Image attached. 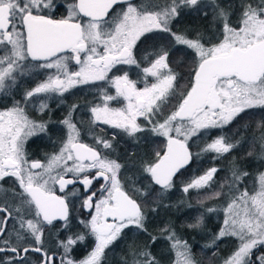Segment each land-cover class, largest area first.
<instances>
[{"label":"snow or ice","instance_id":"obj_1","mask_svg":"<svg viewBox=\"0 0 264 264\" xmlns=\"http://www.w3.org/2000/svg\"><path fill=\"white\" fill-rule=\"evenodd\" d=\"M60 8L66 15L57 17ZM208 8L221 38L190 36L176 27L182 10L207 16ZM235 11L238 23L233 26L230 18L235 13L216 0H167L163 5L154 0H0V97L12 100L0 110V182L14 179L11 189L0 183V193L5 194L0 202V264H57V251L59 264H104L106 252L133 229L147 234L148 242L129 244L121 264H160L151 251L158 237L148 233L149 214L171 207L163 203L167 193L188 168L202 163L203 156L211 154L216 161L240 145L225 129L233 124L247 129L242 122L256 109L261 114L256 127L264 128V0H240ZM141 45L145 51L138 59L135 53ZM189 57L185 86L177 69L188 66ZM133 67L137 79L130 78ZM41 73L44 78L20 100L12 98L23 78ZM78 86L96 89L98 99L85 105L94 145L80 141V129L73 122L80 106L72 104L59 122L68 133L59 150L45 153L44 160L30 159L26 144L48 135L51 120L34 121L25 108L33 104L42 113L50 112L49 100L63 103L64 94ZM114 102L122 106L112 107ZM166 111L162 121L156 119ZM98 123L116 130L111 138L95 135ZM214 131L219 135L211 136ZM117 136L137 145L165 138L163 146L141 162V187L128 188L129 178L122 182L125 166L105 155L115 150ZM202 137L204 147L193 152L190 142ZM259 143L264 159V132ZM219 171L212 166L180 181L181 191L208 192L218 183ZM229 172L219 191L197 199L199 208L181 202L196 213L187 227H202L205 216L216 211L205 208V202L227 196L223 224L205 247L236 238L223 264H264V251H259L264 248V172L252 193L239 190L248 173L235 158ZM84 211L87 216L81 217ZM50 227L56 228V251L44 245ZM161 232L167 233L178 264H198L191 246L174 229L165 226ZM89 241L90 251L73 259L75 248H88ZM30 253L37 258L30 260Z\"/></svg>","mask_w":264,"mask_h":264},{"label":"trees","instance_id":"obj_2","mask_svg":"<svg viewBox=\"0 0 264 264\" xmlns=\"http://www.w3.org/2000/svg\"><path fill=\"white\" fill-rule=\"evenodd\" d=\"M220 1V2H219ZM210 2V0H209ZM217 4L225 5L224 7H232L230 8V12H234L231 16V22L233 23V26H235L238 23V11H235L239 4L240 0H216ZM211 9V8H210ZM208 14L210 12L209 8L206 9ZM188 11L187 13L189 16H187V21L189 23L194 22L193 16L199 14L198 11H189L187 9L182 10V12ZM220 32V31H219ZM219 32L217 33V38H221L219 36ZM217 42V40H213V43ZM151 49H148L150 51ZM145 51V48L143 45L140 46V49L137 50L135 53L137 55V58L139 59L141 55H143ZM191 68V57H189V65L185 66L183 68L177 69V71H180L181 74L184 76V79L181 80V85H187L188 80L190 79V76L188 75ZM131 77H135L136 71L132 69L129 72ZM93 100H96L97 97L95 94L92 96ZM84 100V98L76 97V103H81ZM173 103H176V101H173ZM81 108V107H79ZM170 111V110H169ZM261 119L260 110H252L250 115L248 117H245V121L242 123H247L248 127L247 129L233 124L230 128L225 129L226 135L232 138V141L240 140V145L231 152V154H225L223 157L217 159L216 161L212 160V155L207 154L202 157V163L197 165L193 164L192 167L188 168L187 171L184 173L182 177L179 178L177 181V185L174 189L170 190L166 198L164 199L163 203L166 205H169V200L172 201V204L176 206V209L170 210L168 207H161L159 208L157 213H150L148 217V222L146 224L148 233L153 235L156 233L157 230L160 228H165V226H175L178 223H194V216L196 213L190 212L184 204H181L182 201L190 202L193 204V206L199 208L200 206L196 204V201L198 198H202L205 195H209L211 191H219L220 187L219 184L222 183L226 178L230 177L229 168L231 165L232 159L235 158V161L237 164H242L239 166V168L248 173V176L245 177L240 185L239 190L243 191L246 189L245 180L248 178H256L257 174L259 175L261 172L264 171V159L260 158V152L261 147L259 143V137L261 136L262 132H264V128H257L256 124ZM219 135V132L214 131L211 133V136ZM255 138V139H254ZM128 139V138H127ZM125 139L121 143H115L114 144V151L112 152H105L107 155H111L119 162L124 165L123 174H122V182L125 180V178H129L127 182L128 188H131L133 186L135 187H141V177L142 173L140 172V166H141V159L143 157V154L145 151L151 152V156L154 154V151L159 150L160 147L163 146V143L161 141L160 137L154 138L152 142L145 144L143 140L139 143V145L135 144L131 140ZM164 140V139H163ZM165 141V140H164ZM192 148L191 150L193 152L199 151L200 148L204 147V138L202 137L199 141L193 140L192 142ZM199 145V147H197ZM123 151L122 153L120 151ZM251 152L252 155L249 156L248 153ZM215 166L220 171L218 172L216 176L217 184L214 185L208 192L201 191L199 193L195 191H191L190 193L186 194L181 191V184L180 181L189 180L193 176H198L201 174V172L209 167ZM254 168V170H253ZM194 169H199L197 171H194ZM255 171V175H254ZM259 177V176H258ZM225 193H227L228 189L225 187L223 189ZM170 195L171 198L168 196ZM219 199L221 198H214L212 200H208L205 202L204 207H214L216 209L215 212L207 214L204 218V225H207L208 223H212L211 227V233L208 234V236L200 237L201 241H198L191 245L190 241L188 243L191 246L192 253L195 256H198L199 254L203 253L205 255H210L214 252L215 248H206L205 245L209 244L212 239L213 235L217 233L222 226L223 223V211L225 209V204L219 202ZM181 201V202H180ZM180 211V212H175ZM193 217V218H191ZM129 238L138 239L143 238V240H148V235L145 233H139L135 229L131 231H126V235L124 236V240L118 245L115 244L110 251L106 252V256L104 258V264H120V256H123L125 254H122V252L126 251V243L129 240ZM136 241V240H135ZM209 241V242H208ZM223 241L221 239L218 242V245ZM126 244V245H125ZM217 245V246H218ZM259 251H264V248L259 249ZM258 254V253H257ZM204 255V256H205ZM207 257H198L197 262L198 264L206 263Z\"/></svg>","mask_w":264,"mask_h":264},{"label":"flooded vegetation","instance_id":"obj_3","mask_svg":"<svg viewBox=\"0 0 264 264\" xmlns=\"http://www.w3.org/2000/svg\"><path fill=\"white\" fill-rule=\"evenodd\" d=\"M61 3H67L69 0H59ZM137 3L143 2V0H136ZM55 15L57 17L61 15H66L65 9L60 8ZM71 67V70L75 71L76 66L73 64ZM113 74H118V73H113ZM44 78V73H41L39 76H36L35 78H23L19 86L11 93L12 98L15 100H20L24 91L30 90L32 87L35 86V81L39 79ZM111 94H114V89L109 88L108 89ZM93 94L96 95V89L91 88L88 86H78L74 89H71L68 93H65L63 96V103H60L59 99H51L49 100V107L51 109L50 112H40L37 110L36 107L33 106V104H29L26 108L25 111L27 115L34 121L40 122V121H49L51 120V123L48 126V135H41L39 138L33 137L30 138L29 142L26 144V152L29 156L30 159H40L44 160V154L45 153H54L59 150V147L61 145V141L65 140L67 138V129L60 124L59 122L64 119V117L68 114L69 107L72 104H78L81 108H78L74 113H73V122L77 124V127L80 129V141L83 143H87L89 145H94V140L93 136L89 134L87 131L89 125L88 121L90 120V115L88 113L87 107H85L86 102L93 101ZM81 97L84 98V100L80 103H76V97ZM97 97V96H96ZM98 99V97H97ZM33 103H38V102H33ZM12 104L11 99L3 98L0 97V110H4L7 107H10ZM112 107H121L122 104L119 103H113L111 105ZM169 114L168 111H166L162 116H158L159 120L162 121L164 116ZM142 119V118H141ZM116 130L112 129L111 126L104 125L102 123H98L97 126L94 127V132L95 135H100L105 138H111L113 133ZM161 140H165V138L160 137ZM127 139V137H120L117 136L115 143H121ZM128 140V139H127ZM109 153V152H108ZM105 155H107L105 153ZM110 156V155H108ZM112 159H116L115 157H110ZM119 162V160H117ZM120 163V162H119ZM3 184V187L6 189H11L14 184V179L13 178H5L3 182H0ZM79 187V186H78ZM99 187V184H96V188ZM82 190V188H81ZM56 194L60 195L61 193L59 192L58 188L56 189ZM5 198L4 193H0V202L3 201ZM75 204H79V200L75 199L74 200ZM87 216V212L84 211L81 213V217ZM57 227H59V224H57ZM127 231V230H126ZM56 235V228H48L45 231V235L43 237L44 240V245L46 248H51L53 251H56L55 245L53 244V240L55 239ZM124 240L121 239L118 241L116 244H120ZM89 247L85 248L83 246H77L75 250L72 252V258L75 260H80L82 259L88 251H90L91 247V241L88 242ZM56 257H57V264H59V257H60V252H56ZM37 258V254L35 253H30L29 254V259L30 260H35Z\"/></svg>","mask_w":264,"mask_h":264},{"label":"rangeland","instance_id":"obj_4","mask_svg":"<svg viewBox=\"0 0 264 264\" xmlns=\"http://www.w3.org/2000/svg\"><path fill=\"white\" fill-rule=\"evenodd\" d=\"M154 2L163 5V4L167 3V0H154ZM219 5H220V7L228 10L229 12H230V8H232V7L226 8V7H224L225 5H222L220 3H219ZM209 10H210V12H209V14H207V16L202 15L201 13L193 16L194 22H192V23H189L187 21V16H189L187 13H189V12L188 11H186V13L182 12L181 17H180L176 27L180 28L181 30H187L190 36L195 35L196 33H200L205 37V39H207L208 37H212V36L216 37L217 33L220 31V29L218 27V22L214 20L213 11L210 8H209ZM232 25H233V23H232ZM133 69H134V67H133ZM76 70H77V68H76ZM125 70H128V69L126 68ZM118 74H122V73H118ZM130 78L137 79V76H135V77L130 76ZM140 86H142V85H140ZM156 119H159L158 116L156 117ZM161 141L164 142V140H161ZM120 152L122 153L123 151L121 150ZM109 157H113V156L110 155ZM150 157H151V152L145 151L141 161L147 160ZM237 165L241 166L242 164L241 165L237 164ZM253 170H254V168H253ZM254 175H255V171H254ZM258 176L259 175L257 174L256 178H252V179L248 178L245 180L246 189L249 191V193H252V192L257 191L259 189V177ZM238 194L239 193H237V195ZM168 197L171 198L170 195ZM227 199H228V197L225 196V197L219 199V202L224 203L225 207H226V200ZM169 201H170L169 205H171V207H168V209L174 211L176 209V206L172 204L171 200H169ZM175 212H180V211H175ZM223 213H224V211H223ZM191 218H193V217H191ZM223 219H224V214H223ZM188 224H190V223H187V222L178 223L175 226H172L171 228L175 230L176 235L180 239L186 240L187 242L190 241L191 245H193L194 243H196L198 241H201V239H199L200 237L202 238L203 236H208V234L211 233L212 223H208L207 225H204V226H202L200 228H196V229H189L187 227ZM162 229L163 228H160L159 230L156 231V233L153 234V236L158 237V239H157L156 243L152 246L151 251H152L153 255L160 261V264H178L179 257L175 256L174 250L170 249L169 242L166 239L167 233L162 234V232H161ZM211 240L212 239L210 238L209 241H211ZM133 241H135V243L138 245L144 244L145 242H148V240H145V239L143 240V238H138V239L129 238V240L126 243L127 245L125 244L126 245V251L122 252V254H125V255L120 256V264H121V258L125 257L127 255V246L129 244H132ZM236 245H237L236 238H231V237L223 238V241L214 250V252L217 253L216 256H213V253L208 255V256L203 254V253L199 254L198 256H195L193 253H192V255L196 261H197L198 257L199 258L200 257H207L205 260L206 263H203V264H223V259L231 254V252L235 249Z\"/></svg>","mask_w":264,"mask_h":264}]
</instances>
